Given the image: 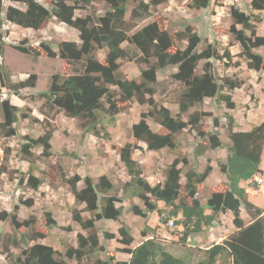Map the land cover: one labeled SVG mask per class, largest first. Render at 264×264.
<instances>
[{
	"label": "trees",
	"instance_id": "obj_1",
	"mask_svg": "<svg viewBox=\"0 0 264 264\" xmlns=\"http://www.w3.org/2000/svg\"><path fill=\"white\" fill-rule=\"evenodd\" d=\"M108 11L100 17L87 15L77 17L75 11L79 8H91L94 0H49L51 7L48 8L38 0H0V30L8 23L32 31L40 30L51 18L59 23L73 29L78 34L79 42L62 41L56 49L48 43L40 42L33 46L25 39L13 48L20 54L36 61L39 57L49 59H60L69 68L70 74L61 82L58 76L51 78L49 90L41 94L45 101L41 106L43 119L41 125L44 133L37 139L27 136L22 137L23 144L19 153L24 161L33 163V149H41L42 157H51L50 141L54 132L51 124L54 116L63 113L65 117L77 119L84 134H91L99 138L100 121L98 112L105 111L111 117L121 113L119 103H129L135 100L138 104H147L150 108L141 113L139 120L131 126V134L135 143H126L118 149L119 161L124 165L130 181L126 186L136 190L135 197L142 202L143 207L132 206L130 212L143 219L148 213L156 212L159 223L166 224L169 218L176 219L180 214L182 219L175 221L183 227L179 242L184 243L189 235L198 233L202 226H209L219 216L230 212L232 223L237 232L229 236L221 244L213 245L206 251V259L199 264H215L218 259H231L232 264H264V216L252 224L245 226L240 218V207L242 205L251 208L244 199V191L239 188L240 181L249 180L254 174L260 172L259 164L264 143V120L248 132H234V120L231 115L224 113L222 117L226 122L225 132L230 142L227 148V158L219 169L227 177V188L223 192L215 191L207 198L205 206H201L196 199L197 186L201 184L211 171L207 165L202 173H197L195 168L189 167L183 174L182 168L187 167L186 158H175L166 168L162 184L149 185L142 178V170L139 164L131 158L134 150L141 148L136 142L145 144L148 151H159L176 149V139L184 130L195 133L199 139L195 153L207 149L223 147L220 134V118L210 112L195 109L204 103L205 99H211L216 106L223 104L227 110H234L235 106L231 100L230 93L235 89L243 87V82L229 77L219 78L214 72L213 61L225 59L224 67H238V61L232 62V56L227 49L222 54L217 52L215 44L206 42L204 48H199L202 38L196 31L185 26L183 31L176 34V42L185 43L184 47L176 46L173 38L159 22L153 21L146 24L140 30L131 33L137 28V23L151 15V9L167 3L169 0H131L136 5L131 9L129 18L126 19L127 4L130 0H101ZM211 0H191L188 7L195 10H206ZM10 3V4H8ZM18 3L23 8L11 5ZM247 10H264V0H251L246 7ZM238 9L236 6L229 8L231 25L228 28L240 46L241 52L238 58L246 61L247 68L256 72H264V57L254 52L255 48H264V35L258 36L255 23L260 22L257 16ZM236 26H240L237 29ZM138 52L135 58L130 57L134 64H139L140 82L128 80L120 73V60L129 57L123 49L122 44ZM107 49L102 60L94 56L97 48ZM4 53V41L0 33V87L18 95V90L34 88L36 75L31 74L24 81L13 83L9 73L2 64ZM201 65V74L197 69ZM143 65V66H142ZM174 67L175 73L171 79L182 86L178 96V113L172 116L169 109L157 105L153 99L155 93L153 85L156 82V73L165 68ZM226 91V93H225ZM115 93V94H114ZM3 113V122L0 129L4 131L5 137L16 136L13 125L17 121L18 108L11 105L9 101L0 102ZM186 115L183 120L182 116ZM26 118V117H25ZM211 120V130L204 124L206 119ZM146 119L152 120L160 126L161 132L157 133L150 129ZM204 124V127L202 126ZM206 127V128H205ZM7 157L0 165V176L7 173ZM181 166L182 168H180ZM60 176L63 183L67 184L76 203L84 205V211L95 213L93 218H84L80 210L72 211V220L81 229L88 231L87 236L77 235V247H68L65 251L67 259L81 262L84 258L95 252L105 251L99 245L98 235L94 227L95 220L118 221L122 213V207L115 203L122 202L116 196L107 195L112 189V184L105 176L99 177L98 183H94L90 177L81 178L78 175L66 177L61 169ZM185 180L181 184V176ZM82 181L84 187L79 189L77 184ZM19 185L37 191L42 181L34 176L31 171L27 177L19 178ZM181 193L183 196H181ZM163 202L165 207L170 208L165 216L157 208V202ZM22 206L31 207L33 201H21ZM204 208L211 210V215L205 216ZM18 205L14 206V210ZM260 214L259 210H256ZM46 228L55 226V222L48 214ZM0 221H9L14 229L24 227L28 229L35 223V218L30 216L28 220L19 222L15 214L0 211ZM153 231V230H152ZM117 242L124 247H129L133 237L127 226L121 224L118 229ZM142 237H146L145 230L141 231ZM40 233H32L28 238L22 236L25 242L24 248L19 255H10V264H65L60 255L52 247L30 242L43 238ZM103 240L114 239V235L104 233ZM16 239H8L3 249L9 253L11 247H17ZM118 251L130 255L127 263L120 264H184L182 259L174 257L154 239L142 242L134 249L123 248ZM113 258L107 261H96L94 264H110Z\"/></svg>",
	"mask_w": 264,
	"mask_h": 264
},
{
	"label": "rangeland",
	"instance_id": "obj_2",
	"mask_svg": "<svg viewBox=\"0 0 264 264\" xmlns=\"http://www.w3.org/2000/svg\"><path fill=\"white\" fill-rule=\"evenodd\" d=\"M145 1L148 2L149 0ZM188 1L189 0H169L165 4L152 8L150 17L139 21L137 23V28L131 33L140 30L150 22L157 21L160 26L167 30L176 46L184 47L185 43L179 44V42L175 41L177 33L183 31L185 26L189 25L191 27L190 23L194 22L193 20L199 19L200 16L202 18L203 15L205 16L201 19V23L207 27L209 22H207L206 19H209L210 16L212 17V13L216 14L217 11H222V14L219 15V20L213 25L217 30L211 33V43L215 44L217 52L220 54L230 43L228 40H225L222 35L229 34V26L227 27L225 22V12L229 14V8L232 6L231 2H227L224 6V4H222L224 1L222 0H211L210 6L203 11L204 14L200 11L199 13L202 14L196 17L199 13L189 12V8L186 7ZM246 1L247 0H239L240 3L245 4L244 8L248 5ZM38 2L48 8L51 7L49 0H38ZM11 5L23 8V5L18 3H11ZM135 5L136 3L131 0L128 2L126 19L129 18L130 11ZM233 6H236V4H233ZM107 11L108 7L103 1L94 0L91 8H79L75 11V14L77 17L92 15L97 18L103 16ZM258 23H255V25ZM206 30L205 28V31ZM0 33L4 41V53L1 62L5 70L9 73L13 83L24 81L31 74H35L37 78L34 88L18 90V95H14L10 90L0 87V102L7 100L11 105L18 108L16 116L17 121L13 125L17 135L5 137L4 131L0 129V165L3 163L5 157H7L8 160L6 163L8 171L0 176V211L3 210L9 214H15L19 222L28 220L30 216L35 218V223L28 229L24 227L14 229L9 221H0V264H10V255L21 254L25 244L22 240V236L24 235V237L28 238V235L32 233H40L44 236L43 238L37 239V241L30 242L29 245L38 243L52 247L53 250L59 253L60 259H62L65 264H94L96 261H99V251L84 258L81 262H77L73 259L69 260L64 256L68 247H77L78 234L83 236L88 235V231L81 229L79 225L73 222L72 211L75 209L80 210L81 216L84 218H93L95 213L84 211V205L76 203L68 185L63 183L60 171L57 167H59L61 172L68 178L74 175H78L82 179L90 177L95 184L98 183L99 177L106 176L115 184V188L107 192V195L116 196V192L119 190L116 189L119 187L116 183L119 182L121 178H124L115 162V155L116 158L118 157L117 147H120L123 143H127L129 140H131V142L133 141L129 130L130 125L136 123L141 113H145L150 108L148 106H141L135 100H132L129 103H119L118 105H120L124 111L113 117L108 115L105 111L100 110L98 112L100 121V126L98 127L100 134L99 138L91 134H84L77 119H70L65 117L63 113H58L51 121L54 127V132L50 141L51 157H42L40 148L33 149V163L30 164L23 160L19 150L23 144L22 137L27 136L31 139H37L44 133V129L41 125L43 119L41 106L45 99L41 98L40 95L48 92L53 75H57L58 82H61L70 72L69 68L58 58L49 59L43 56L36 59V61H32L31 58L18 53L13 46L19 45L26 39L28 43L33 46H38L40 42H46L53 49H56L62 41L79 42L78 34L73 29L59 23L54 17L37 31L6 23L3 25ZM204 35L203 33V36ZM208 40L207 38H202L199 48H204ZM122 47L128 52L129 57L120 60L119 71L126 79L136 78L138 70H136L134 65L132 66L133 61L129 58L137 57L138 52L128 46L126 42L122 44ZM106 52L107 49L100 47L95 50L94 56L96 59L102 60ZM213 63L218 65L219 70L222 69L221 60H215ZM201 65H203V62L200 63L197 74L202 73L200 68ZM136 66L138 68L140 65L137 64ZM171 68L173 67H170L167 71L170 72L172 70ZM214 72L216 76L220 78L215 67ZM171 75L167 77V74L162 73V78L156 85L157 94L154 95V97L157 105H161V103L164 102V98L169 93L170 96H168L171 99L172 92L174 90L176 91L178 85H180L171 79ZM222 77L226 76L223 75ZM164 93H167L166 96ZM202 108V105L196 107L198 110H202ZM172 111L173 113L171 114L175 117L176 110L174 107H172ZM222 114V110H218L217 115L221 116ZM148 121H150V123L153 122L152 120ZM2 122L3 113L0 107V123ZM202 126L204 127V124ZM137 157L143 160L144 167H147L149 171H154L153 175L156 181L163 182L166 171V169H164V161L148 152L137 153ZM177 157L182 158L183 155H178ZM153 163L159 168L157 169L155 165L153 167L156 168H150ZM188 167L190 166L187 165V167L182 168L183 174ZM29 171L42 181L37 191L31 190L25 185L18 184L19 178H26ZM146 171L145 169V172ZM83 187V182H79L78 188L82 189ZM122 195L125 197L128 193H122ZM181 196H183L182 193ZM28 199L33 201L31 207L27 208L20 204L21 201H27ZM119 199L125 198L121 197ZM121 203L122 202L115 203V205L117 207H122ZM15 205H18L16 211L14 210ZM132 206H134V204L131 201L125 205L129 212ZM138 207H143L142 202H140ZM48 214L55 222V226L50 229L46 228ZM174 221L176 220L174 219ZM101 222L102 223H100L99 220H95L94 227L98 235V240L101 238L102 241H105L102 235L105 233L104 231L106 229L100 227L106 221L101 220ZM108 228L112 229L111 226H108ZM178 229H182L183 231V227L179 224H175L171 229L166 226L162 229V234L168 237L165 240L166 242H163L161 237L156 235H154V241L174 257H183L184 260L187 258L191 260L193 258V256L189 257V251L191 250L184 246L185 242L184 244L179 242L182 231ZM174 237L177 240H174ZM9 238L11 240L13 238L16 239L19 244L17 247H11L9 253H6L3 246L7 243ZM164 243L167 244L163 245ZM115 249L117 252H120L118 248ZM198 259H201L200 254H194V264Z\"/></svg>",
	"mask_w": 264,
	"mask_h": 264
},
{
	"label": "crops",
	"instance_id": "obj_3",
	"mask_svg": "<svg viewBox=\"0 0 264 264\" xmlns=\"http://www.w3.org/2000/svg\"><path fill=\"white\" fill-rule=\"evenodd\" d=\"M191 1V0H189ZM187 3L186 7H188L189 2ZM224 1L222 4L224 6L227 4V2H231V5L236 4V6L241 9L242 11H246V7L244 8L245 4H242L239 2V0H222ZM251 0H247L246 3L249 4ZM243 5V6H242ZM189 8V7H188ZM200 11L204 10H195L189 8V12L191 13H199ZM249 14H252L254 16H257L260 19V22L255 25L256 27V33L258 36L264 35V10L261 11H246ZM197 15L196 17L200 16ZM204 14V12H203ZM222 14V11H217L216 14L212 13V17L210 16L209 19L207 18L206 21L209 22L207 24V27H205L201 23V19L205 16H201L197 20H193L194 22H191V27L196 31V33L202 37L203 39L207 38L209 39L208 42L211 43L212 31H216L215 27L213 25L216 24V21L219 20V15ZM225 22L227 24V27L231 25V19L229 17V14L225 12ZM205 28L207 29L205 31ZM237 29H240V26H236ZM206 32V33H205ZM203 33L205 34L203 36ZM208 36V37H207ZM225 40H228L230 43L228 47L224 48L227 49L232 58V62H239L238 67H224L225 59H222V69H218V65L216 63H213L215 70L217 71L220 78L225 75L226 77L235 79L243 82V87L240 89H235L231 91L230 96L231 100L234 103V110H227L224 108L223 104L217 105L215 102L211 99H205L204 103L202 104L203 108L202 110L205 112H210L214 114L215 116L222 117V115L226 112L227 114L231 115L234 120V132H248L253 127L259 125L264 120V72H256L249 70L246 65V61L243 58H238L237 55L240 54L241 48L234 40L233 36L230 34L228 35H222ZM223 49V50H224ZM223 50L220 52L222 54ZM254 52L264 57V48L258 47L254 49ZM135 66L136 70H138V75L136 78L128 79V80H134L135 82H140V71L139 68H137V64L132 63V66ZM143 66V65H142ZM132 68V67H131ZM170 68V67H169ZM169 68H165L163 70H160L156 73V82L152 86L155 93L156 92V85L159 83L160 79L162 78V73L167 74V77H169L171 74L175 73L176 69L173 67L172 70L168 72L167 70ZM225 70V71H224ZM201 74V73H198ZM164 77V76H163ZM182 86L178 85L177 90L172 92V97L170 99V93L166 96L167 93H164L166 96L164 98V102L161 103L162 106L166 107L170 110L171 113L172 107L175 108L176 113H178V106H177V100L178 96L182 90ZM167 92V91H166ZM226 93V91H225ZM153 95V99L156 102V99ZM166 99V100H165ZM141 106H148L147 104H142ZM220 108V109H219ZM196 109V108H195ZM198 110V109H197ZM218 110H222L223 114L217 115ZM182 119H186V115L182 116ZM149 120V119H148ZM146 120L148 126L150 129L154 132L160 133L161 129L160 126L154 122H151ZM205 126L208 130H211V120L208 118L204 122ZM133 125V124H132ZM129 127L130 133H131V126ZM220 128L217 129L218 133L220 134V140L223 144V147L217 148L214 150L207 149L203 152L197 151L195 153V149L197 147V144L199 142V139L195 138L194 132H187V130H184L181 134L178 135L176 139V149L173 151H170L168 149H161L159 151H148L146 149V146L142 142H136V144L141 148L140 150H134L131 154V158L136 161L141 170H142V178L151 186L156 185V183H163L156 181V178L154 177L153 173L154 171H149L147 167H144V162L142 159H139L137 157V153H149L154 154L158 159L165 162L164 169H166L171 162L177 158L178 155H183L184 158L188 161V165L192 168H195V171L197 173H202L204 168L209 165L211 168L210 173L208 174L207 178L197 186V194L196 199L199 201L201 206H205L207 202V198L215 191L223 192L227 188V177L224 173H222L219 169L220 164H224L227 158V148L230 147V142L228 140V137L225 132V126L226 122L223 118H220ZM118 126V124H117ZM205 127V128H206ZM112 129L111 127H109ZM132 136V134H131ZM132 138V137H131ZM112 139V136H111ZM133 140V138H132ZM134 141L131 142L129 140L127 143L133 144ZM122 144V143H121ZM120 144V145H121ZM126 144V143H125ZM124 145V143H123ZM117 147L118 149L121 148ZM115 162L117 168H119L121 175L124 176V178L120 179L119 182L116 184L119 185L116 189H119L116 192V196L118 198H125L121 199L122 203V213L119 217L118 221H106L103 223V225L100 228H105V233H110L114 235V239L111 240H105L102 241V239H99V245L104 247L105 251L100 252L99 251V261L104 262L107 261V259L113 258L110 264H120V263H127L130 259V255L127 253H120L117 252L115 248L123 249H134L138 245H140L142 242L148 240V239H154V235L160 236L163 242H166L165 240L168 238L166 235H163L162 229L166 227V225H162L159 223V216L158 213L152 212L147 214V218L143 219L139 216H136L128 211V208L125 207L126 203L132 202L134 205L139 206L140 200L135 197L136 190H134L131 187L126 186V184L130 181V177L128 176L126 169L124 165L119 161V156L116 158L115 155ZM155 164L150 168H156L153 167ZM182 168L181 166H179ZM159 167H157L158 169ZM189 168V167H188ZM145 169L147 170L145 172ZM156 169V170H157ZM259 170L260 172L254 174L249 180L246 181H240L238 186L240 189L244 191V199L247 203L251 205V208H248L244 205L240 207V218L243 221V224L245 226H248L255 222L257 219H260L264 216V143L261 153V159L259 164ZM187 171V170H186ZM106 177V176H105ZM260 177L262 180L261 183H257V179ZM108 181L112 184V189L115 188V184L108 178ZM164 181V179H163ZM81 182V181H80ZM181 184L185 183V180L183 178V174L181 176ZM78 186V184H77ZM122 193H128V195L123 197ZM157 208L163 212L162 216H165L166 213L170 208L165 207L163 202H157ZM83 205V204H81ZM256 210L260 211V214L256 213ZM203 213L205 216L211 215V210L208 208H204ZM174 219V218H169ZM179 219H182L181 215L179 214L178 217L175 219L178 221ZM100 223L101 220H99ZM121 224H124L128 227L131 236L133 237V242L129 247H124L120 243L117 242V239H119L118 236V229L121 227ZM108 226H111L112 229H109ZM159 227V228H158ZM145 230L146 237H142L141 231ZM153 230V231H152ZM181 230L182 229H178ZM237 232V229L234 227L232 223V215L228 211L225 214H219V216L216 218L215 221L212 222L209 226H202V230L198 233H194L188 236L185 242V247H187L189 250V257L193 256L191 260L188 258L184 260L182 259L184 264H194V254H200L201 259H198L195 264H199L200 262L204 261L206 259V251L209 250L213 245L221 244L224 240H226L229 236ZM161 233V234H160ZM170 237V236H169ZM173 240V239H172ZM174 240H177L174 237ZM167 243H164L165 245ZM184 244V243H183ZM183 246V247H184ZM215 264H232L231 259L227 258L226 260H220L218 259Z\"/></svg>",
	"mask_w": 264,
	"mask_h": 264
},
{
	"label": "built area",
	"instance_id": "obj_4",
	"mask_svg": "<svg viewBox=\"0 0 264 264\" xmlns=\"http://www.w3.org/2000/svg\"><path fill=\"white\" fill-rule=\"evenodd\" d=\"M261 182H262V180L260 178L257 179V183H261ZM166 225L169 229L173 228L174 227V220H169Z\"/></svg>",
	"mask_w": 264,
	"mask_h": 264
},
{
	"label": "clouds",
	"instance_id": "obj_5",
	"mask_svg": "<svg viewBox=\"0 0 264 264\" xmlns=\"http://www.w3.org/2000/svg\"><path fill=\"white\" fill-rule=\"evenodd\" d=\"M259 178H260V177H259ZM259 178H258V179H259ZM258 184H259V183H258ZM169 220H174V219H168L167 222H168ZM166 224H167V223H166ZM174 225H175V221H174ZM166 226H167V225H166Z\"/></svg>",
	"mask_w": 264,
	"mask_h": 264
}]
</instances>
